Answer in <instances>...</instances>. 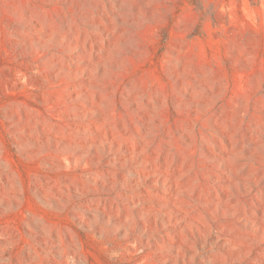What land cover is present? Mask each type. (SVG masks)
Listing matches in <instances>:
<instances>
[{"label":"rangeland","instance_id":"rangeland-1","mask_svg":"<svg viewBox=\"0 0 264 264\" xmlns=\"http://www.w3.org/2000/svg\"><path fill=\"white\" fill-rule=\"evenodd\" d=\"M0 264H264V0H0Z\"/></svg>","mask_w":264,"mask_h":264}]
</instances>
